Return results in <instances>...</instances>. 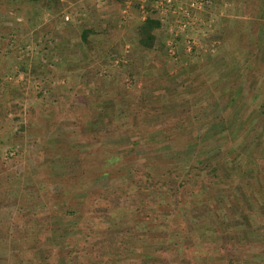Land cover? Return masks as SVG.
Wrapping results in <instances>:
<instances>
[{
    "label": "rangeland",
    "instance_id": "rangeland-1",
    "mask_svg": "<svg viewBox=\"0 0 264 264\" xmlns=\"http://www.w3.org/2000/svg\"><path fill=\"white\" fill-rule=\"evenodd\" d=\"M9 1L0 0V9L5 7L10 12L0 25V39L6 43L0 46V249L8 250L6 264L16 262L17 243L24 252L26 248L42 246L47 253H53L54 239L43 234L49 228L45 227L43 233L29 231L31 238H27L23 235V223H29L35 214H42L44 218L51 215L49 206L54 214L53 209L61 203L62 195H67L61 186L77 181L67 173L82 168L95 173L90 186L74 192L70 188L71 196L62 198V203L67 205L64 209L73 208L74 213L70 210L68 214L78 223L79 229L65 238L69 252L77 254L78 259L87 251L104 249L107 243L122 242L123 237L142 244L140 239L147 232L159 235L172 228L184 230L177 233L184 236V243L156 250L154 254L166 260L163 264H247L257 257L261 260L264 233H247L253 228L264 230V222L254 226L252 218L237 219L236 224L228 220L235 216L237 205L245 200L230 201L231 189L236 193L242 191L235 180L213 183L206 178L202 185L197 180L193 189L197 201L189 209L192 215L201 214L193 220L194 225L204 227L200 230L201 242L194 230L187 234L186 224L179 220L181 214H173L174 202L155 206L153 191L148 196L129 179L142 181L144 171L151 165L149 161L170 165L169 161L178 154L167 153L166 141L183 136L185 128L200 129L207 119L238 122L248 115L249 103L241 104L243 100L239 101L236 95L233 98V93L229 99L230 91L226 87L210 94L211 90L205 86L214 84L206 80L210 76L208 72L199 68L208 57L217 52L222 54L229 47L251 49L250 61L254 53L264 56V0H196L194 5L189 4L190 0H170L166 4L138 0L136 6L134 0H110L125 16L134 13L140 20L145 15L158 19L159 25L153 33L158 41L156 45L160 46L150 48L149 52L141 51V46L135 43V25L139 20L126 25L127 21L119 13L111 14V20H102L96 7L109 0H61L51 13L44 12L36 0ZM83 6L90 9L87 17L93 18L90 22L96 27V32L87 34L90 45L80 38V31L85 27L79 22ZM49 14H54L57 22L53 26L49 23L38 32L34 30L40 16ZM181 21H185L184 26ZM117 23H123L127 29L117 41L119 48L108 39V32ZM63 37L64 41L59 42ZM223 42L224 47L220 46ZM94 47L103 56L98 61L87 62L83 74H77L72 66L63 70L62 65L71 61L73 55L79 51L81 55L82 51L88 54ZM72 69L78 78L72 77ZM195 77L201 79L193 82ZM215 84L227 86L226 82ZM219 91L222 94L217 97L214 92ZM118 92L120 97L113 105ZM213 99L218 104L213 102L208 108L212 111L210 114L198 115L199 109L190 111L196 100L205 103ZM108 100L113 103L111 107L103 105ZM128 104L134 105V109L118 112ZM126 115H131L133 120H128ZM98 116H102L99 122L104 123L102 128L91 121ZM155 131V142L153 138L143 142L148 132ZM105 140L118 142L100 145ZM232 142L236 144L237 140L232 138ZM183 145L177 142L174 147ZM147 149H151L148 150L151 156ZM85 150L90 153L86 154ZM104 158V167L110 175L98 169ZM13 183L18 187H13ZM155 186L177 200L179 211H186L184 206L190 195L189 191L184 192L183 186L174 191L159 182ZM83 189L84 195L78 194ZM14 192L18 195L14 196ZM27 193L44 201L36 205L27 202L31 205L27 208L17 207L21 205V194ZM12 201L16 207L9 205ZM152 204L159 220L133 224L134 220L151 217L153 210L148 205ZM244 205L249 213V205ZM35 206L41 210L35 213ZM145 225L153 226L146 228L145 233ZM51 260L55 264L53 257Z\"/></svg>",
    "mask_w": 264,
    "mask_h": 264
},
{
    "label": "crops",
    "instance_id": "crops-1",
    "mask_svg": "<svg viewBox=\"0 0 264 264\" xmlns=\"http://www.w3.org/2000/svg\"><path fill=\"white\" fill-rule=\"evenodd\" d=\"M105 1L108 2V0H105ZM9 2H12V1H9ZM96 4H100V3L98 2ZM116 5L117 4H115L114 2L110 0H109V3H105L104 5H97L96 7V9L98 10L97 12L99 16L102 17L103 21L111 20V17H112L111 14L113 13L114 14L119 13L121 16H123L125 20L127 21L126 25H129V23L132 24L133 22H136V20H140V18L138 16H135L134 13H129L130 15L128 16L126 13V16H125L123 13L120 12V9ZM84 8L86 7L84 6L82 7L83 15L81 18H79V22L82 23L81 24L82 26H86L90 23V21H93L92 17L91 19L87 17V15H90V11H89L90 9L87 10ZM45 11L46 12L50 11L51 13L53 10L44 9V12ZM8 13L10 14L9 11ZM8 13L5 7L0 9V25L4 22L5 19H7ZM94 20H98V19L95 18ZM55 21L57 22V20H55L54 14H49L44 17L40 16V20L39 22L36 23L34 30H37L38 32L39 29H43L42 27L47 26L49 23H51V26H53ZM103 21H101V23H103ZM115 26H116L115 28L112 27L113 29L111 28V30L108 32V39H109L110 44L113 43V45L115 44L114 45L115 47L119 48L118 46H121V45L120 43H117V41H119V38L121 37V33L123 31L126 32L127 29L123 27L124 26L123 23H117L115 24ZM44 32H46V30ZM58 35H61V34H58ZM124 37L125 36L123 35V38ZM63 41H64V37L59 38V42H63ZM5 44H6L5 41H3V39H0V46L2 45L5 46ZM220 46L224 47V42ZM256 47L258 48V46ZM232 48L229 47L225 49L222 54L217 52L214 55H211L210 57H208L207 61L203 62V64L200 65L199 69H202V70L204 69L205 73L208 72V75L210 76L207 77L206 80L214 84V86H210V87L205 86L207 90H211L210 94L211 92H213V90L215 91L222 90L223 87H224L223 90H225V87H226V89L230 91V94L227 93L229 99L233 93L234 94L233 98L236 95L238 96L237 99L239 101L242 102L243 100L241 104L249 103L248 104L249 106L248 115L245 116V118L239 119L238 122L237 120H233V119L232 120L228 119L227 121L225 120L221 128H219L218 125L216 126V128H212V130L206 127L202 130L201 134H204L205 137L219 136V138L221 139L224 138L225 139V142L223 143L224 146H221V148L217 150V152L221 154L226 153L227 150L231 151L232 148L234 152L237 150H241V153L244 151L248 152L249 145L246 148L245 144L248 141L251 143L250 145L251 151L255 155L258 156L256 157V162L254 166V168L257 169L256 175H255L256 177L254 176L255 180H253L252 182L246 185L244 184V182H246V179L236 180V183L240 185L242 189L241 193L243 194L241 195V200L242 198L245 200H242L243 207L239 206L238 207L239 210H236L235 213L238 215L239 218H243L246 215L245 218H252V220L254 219L253 220V222H255L254 226H256V225H259L261 222H264V209L258 208L256 207V205L255 206L250 205V207H253V209H249L250 212L248 213V211L246 212V210L244 209L245 207L244 204H246L245 203L246 201H251V194L253 195V193L255 194L253 195V197L256 196L257 202H260V204L264 202V58L262 61L260 60L264 56H262V54L257 55V53H254V58H252L253 60H251L252 61L251 62L250 61V58H251L250 50L251 49L242 48V46H238L236 49L234 48V50ZM0 49L2 48L0 47ZM149 49L150 48L141 46V51L149 52ZM71 54H74V53H71ZM101 56L103 55L101 54L100 50L97 47H94L93 49H91V51H89L88 54L82 51V55H81L79 51L77 55L75 56L73 55V58L70 59L71 61L67 60L65 65H62L63 70H67L69 69L70 66H72V68L75 67L74 70L77 69V74L78 73L83 74L85 70V64L87 62L98 61L101 58ZM74 70L72 69V77L76 79L78 78V76H75L76 72ZM196 78L198 77H195L192 81L196 82L201 79L200 77L198 79ZM214 82L215 83L216 82H224V83L226 82L227 86H219L218 84H215ZM232 84H233V87H231ZM214 94H216V96L219 97L221 96L222 92L221 91L216 92V93L214 92ZM119 97H120V94L118 92V94L115 95L114 104L112 102L109 103V100H108L104 102L103 105L111 107L110 105L112 104L115 105V101H117ZM195 98L197 99V97ZM197 100H196V103L191 104L190 111L193 112L199 109L197 110L199 113L198 115H200L203 112L204 113L209 112L210 114L212 111H210V109L208 108L213 105V102L215 104H218L216 102L218 98L217 100L213 99L212 102L208 101L205 103L200 102V101L197 102ZM199 103H200V106H199ZM132 106L134 105L128 104L125 107H121L118 110V112L122 114L123 112H127L128 110L131 111V109H134L132 108ZM126 116L128 120H133V117L131 118V115H126ZM100 117L102 118V116H98L90 120L94 122H100L102 120ZM208 120L209 119H207L206 122H208ZM209 121L212 122L211 119ZM197 130H194L193 132L195 133ZM232 138L233 140L234 139L237 140V143L235 145L231 144ZM246 168L247 166L245 165L241 166V169L243 170H245ZM240 173L242 174V172ZM10 185L11 186L14 185L13 187H18V184L15 185V183H13V185L12 184ZM243 185H244V188H242ZM250 187H253V188L250 189ZM74 191H79V190L78 189L72 190V192ZM84 191L85 189H83L82 191L83 193H78V194L84 195L85 193ZM72 192H70V190L66 191L67 195L63 194L62 198L65 200L66 197L71 196L70 194H72ZM16 193L17 192H14V196ZM17 195L18 194H16V196ZM21 195H23L21 196L22 197L21 205L18 204L17 207L22 206L24 208H27L31 206V205H28L27 202H31L36 205L37 203L41 201L40 199L36 200L35 198L37 197L35 195H31L28 193L21 194ZM4 196H7V194H4ZM62 198L60 200L61 203L58 201L60 204L56 207V209H53L54 214L52 213L51 206H49V212L51 215L49 216L47 215L44 218L42 214L41 215L35 214V216L31 217L29 223H23L24 225L23 235L27 238H31L28 234L29 231L31 232L30 234L34 232L43 233V229L45 227L49 228L43 234L48 235V237H50V240L54 239L55 246L51 245L53 253L51 254L47 253L42 246H37L35 248L29 247V248H26L24 252L22 251L21 246L17 243L16 244L17 257H16V262H14V264H53L54 261L52 260L50 261L52 257L55 259V264H140V258L143 261L148 259L149 263H145V264L163 263L162 261L166 262V260L162 259L161 257L158 258L156 256V257L150 258L147 255L151 253L147 251H145L147 252V254L145 255L144 253L142 254L136 253L132 249V247L133 246H136V247L143 246L142 245L143 243L134 244L132 243V241H130L128 237L127 238L123 237L122 238L123 240H121L122 242L115 241L112 244L107 243L104 249L99 247L98 251L96 250L87 251L81 255V257H83L82 259H78L77 254L75 253L71 254L69 252L70 248L67 247L66 245L67 241L65 240L66 236L70 234H74V232H76L77 230L76 228L79 229L77 225L78 223H76L77 220L73 216H70L68 214V211H65L64 207L67 205L62 203L63 202ZM43 201L44 200H42L41 202ZM9 205L12 207H16V204H14L13 201ZM33 209H35V213L38 212V210H41L40 206L39 207L35 206L33 207ZM22 213H25V211H22ZM51 216L54 218V220L50 218ZM260 230L257 231L256 229L253 228L252 231L248 233L246 232V233L247 234L254 233V235L262 234V232L264 233V230H261V231ZM3 233L7 234L6 230H4ZM1 244L2 242L0 243V246ZM3 250L4 248L0 249V264L7 263V251L8 250H6L5 252H3ZM49 255H51L52 257H49ZM262 256L264 255L262 254ZM133 257L137 258L138 261H135ZM261 258H262L261 260L259 257L254 258L253 261H250L247 264H264V257H261ZM150 260H152L153 262L150 263Z\"/></svg>",
    "mask_w": 264,
    "mask_h": 264
},
{
    "label": "trees",
    "instance_id": "trees-1",
    "mask_svg": "<svg viewBox=\"0 0 264 264\" xmlns=\"http://www.w3.org/2000/svg\"><path fill=\"white\" fill-rule=\"evenodd\" d=\"M40 3V6L43 7V9H48V10H53L54 7H56L59 2H61V0H36ZM134 5L136 6L138 3V0H134ZM40 10H38L39 12ZM159 25V21L158 19L150 16V15H145L144 18H142L141 20H139L137 22V24L135 25L136 28V45L137 46H143V47H147V48H153V47H159L160 45H156V38L155 35L153 33L154 28H156ZM96 27L93 26L92 22H90L87 26L83 27L80 31V38L83 42H88L89 40L87 39V34L91 33V32H96L95 31ZM87 39V41H85ZM90 45V43H89ZM161 48V47H160ZM101 122V121H100ZM224 123V121L221 120L220 121H215L212 120V122L208 121L205 122L200 129H198L195 133L193 131L188 130L187 128L184 129V131L181 133L183 136L181 137H177V138H171L168 140V143L166 141V145H167V153H175L176 151V156H173V159L169 162H171L170 165L165 166V165H161V164H156L153 161H149L150 162V167L149 169L144 171V178L140 179V181H133V179H129L130 182H132V184L134 185H138L139 187H141L142 189H144L146 192L145 194L149 196L150 192L153 191V201L155 202V206L157 205V203L159 204H165V205H170L171 203L174 202V205L176 204V208L175 211L173 212V214L175 216H180L181 214V218H179V220H181L183 223L186 224L185 226V230H187V234L192 232L194 230V234L196 235L197 233V237L199 239V241H203L201 239V232L200 230L203 229L204 227L200 225H194L193 224V220L196 218H200L201 214L197 213L195 215H192L189 209V205L194 204V201L196 202V198L193 197V194L195 193L194 186L197 185V180H200L201 185L205 183V181L203 179L209 178L210 180H212V182L214 183L215 181H217V183H222V182H233L234 180H238V179H246V182H244V184H249L250 182H252L253 180H255V175L257 172V169L254 168L255 166V162H256V157H258L257 155H255L250 148L251 143L246 142L245 146L247 148V146L249 145V151L246 152H242L241 150H237L234 152L233 148L230 150H227L226 153H219L217 152V150H219L221 148V146H224V142L225 139L224 138H219V136H215V137H205L204 134H201L202 130L204 128H210V130H212V126H217L221 128ZM95 125H100V128L104 127V123H99L96 122ZM217 127V128H218ZM155 132H148V135L143 138V142L146 139H151L153 138V136L155 135ZM186 135V137H185ZM149 136V137H148ZM247 139V138H246ZM142 140V138H141ZM153 141H156V138H153ZM198 141V142H197ZM118 141H109V140H105V141H101V144L107 145L110 143H116ZM177 142H181L184 143L185 145L183 146H178V147H174L175 144ZM243 143V142H242ZM233 145H235L234 143H232ZM111 145H115V144H111ZM177 148V149H176ZM184 148V149H183ZM80 149V148H79ZM151 149H147L146 152L148 155L151 156V154H149V151ZM81 151V149H80ZM86 154L90 153V150H85ZM182 151V152H181ZM179 152V153H177ZM181 152V153H180ZM82 153V152H81ZM118 154H121L123 152H117ZM158 154V153H156ZM84 155V153H83ZM81 155V156H83ZM117 155V154H116ZM118 156V155H117ZM103 160L102 159V164H103ZM166 160V159H165ZM168 162V161H166ZM174 162V164H173ZM101 164V165H102ZM247 166V168L245 170L241 169V166ZM98 169H103L101 171H105V174L108 175L109 174V170L107 169V167H104V164L98 168ZM108 171H107V170ZM91 169L89 168H82V169H76V170H72L69 173H67L68 177H73V178H77V181L75 184L72 185H68L67 187H64V185L61 186V188L64 190H77L82 188V186H90L91 180L93 179V174H90ZM97 171V169H96ZM50 172V171H49ZM242 172V174L240 173ZM65 173V172H64ZM63 174V173H62ZM104 174V172L102 173ZM110 175V174H109ZM255 176V177H254ZM64 177V176H63ZM84 180V181H83ZM250 180V181H249ZM257 180V179H256ZM90 181V182H89ZM159 182V184H164L166 185L167 189H170L172 191L174 190H179V188L181 186H183L184 188V192L189 191V195L188 196V201L187 204H185L184 206V210L186 211H179L177 208V203L174 199L172 200L170 193H167L165 190H161L158 188H156L155 184ZM68 184V183H67ZM241 187V186H240ZM244 187V185H243ZM257 187V186H256ZM253 187H250V189ZM259 191V190H258ZM214 193V192H213ZM231 197H229L230 201H236V199H241V195L243 193L240 192H235L234 189H231ZM253 195H255L253 193ZM253 195L251 194V201H246L245 203L247 205H249L248 207L250 209H253V207H250V205L264 209V202L262 204H260V202H257V198L256 196L253 197ZM147 196V197H148ZM149 208H151L153 210V213L151 215V217H149L148 219H144L143 221H140L139 219H137L138 221L134 220L133 224L135 223H139L142 222V224H147V223H154L157 222L159 220V215L156 212V209L154 207V204L152 205H148ZM195 206V205H194ZM239 206L243 207V204H240ZM237 205V209L239 210ZM73 208H66L65 211H70L72 213H74V210L72 211ZM133 212H136L134 209H132ZM246 217V215H245ZM243 217V219L245 218ZM237 219H241L238 217L237 214H235L234 217L229 218L228 220H230L229 222L236 224V222L238 221ZM111 220L112 217H111ZM157 220V221H155ZM247 220V218H246ZM209 223H207L206 225H208ZM145 230L147 228V230L149 228H152L153 225H145ZM235 226V225H234ZM199 228V229H198ZM206 228V227H205ZM147 230L145 231V233L147 232ZM180 230H176V229H172L171 230H165L164 233H159V235H155L154 232L153 233H148L147 232V236H145L144 238L141 237L140 240H142V245L143 246H133L132 249L138 253V254H142L144 253L147 254V252L151 253L147 256H149L150 258L156 257L157 255L154 254V252H156V250H160V249H164L167 246H177L179 244V242L182 241V243H184V236H179L177 233H179ZM184 231V230H181ZM144 232V231H143ZM191 234V233H190ZM134 236V235H133ZM134 238H138L137 236H134ZM138 240V241H140ZM147 251V252H145ZM134 258V257H133ZM135 261H138L137 258H134ZM170 260V259H169ZM174 260V259H173ZM171 260V261H173ZM161 261V260H160ZM153 261L150 260V263H152ZM168 262V261H167ZM145 263H149L148 259L146 260H142L140 258V264H145ZM163 264V263H162ZM168 264V263H166Z\"/></svg>",
    "mask_w": 264,
    "mask_h": 264
},
{
    "label": "built area",
    "instance_id": "built-area-1",
    "mask_svg": "<svg viewBox=\"0 0 264 264\" xmlns=\"http://www.w3.org/2000/svg\"><path fill=\"white\" fill-rule=\"evenodd\" d=\"M169 1H170V0H157V2H158L159 4H161V3L166 4V3H168ZM196 2H197L196 0H190L189 4H190V5H194ZM184 14H187V12L184 11ZM64 17L66 18L67 16L64 15ZM181 25L184 26V25H185V21H181Z\"/></svg>",
    "mask_w": 264,
    "mask_h": 264
}]
</instances>
